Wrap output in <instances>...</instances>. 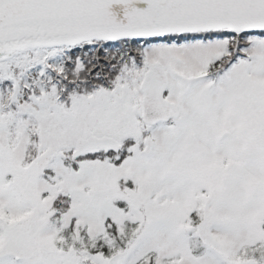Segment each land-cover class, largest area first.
<instances>
[{
	"label": "snow or ice",
	"instance_id": "6c2138e0",
	"mask_svg": "<svg viewBox=\"0 0 264 264\" xmlns=\"http://www.w3.org/2000/svg\"><path fill=\"white\" fill-rule=\"evenodd\" d=\"M0 264H264V0H0Z\"/></svg>",
	"mask_w": 264,
	"mask_h": 264
}]
</instances>
